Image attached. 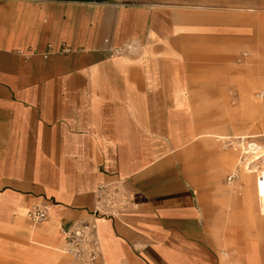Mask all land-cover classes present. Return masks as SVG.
<instances>
[{
  "label": "crops",
  "instance_id": "0c3cea01",
  "mask_svg": "<svg viewBox=\"0 0 264 264\" xmlns=\"http://www.w3.org/2000/svg\"><path fill=\"white\" fill-rule=\"evenodd\" d=\"M258 11L264 0H0V264H63L64 230L114 181L132 204L98 220L96 264H264V240L224 224L247 215L253 232L256 204L264 218V162L203 149L224 72L189 59L224 56L191 43L255 33ZM240 163L246 210L221 180ZM35 204L46 221L27 217Z\"/></svg>",
  "mask_w": 264,
  "mask_h": 264
},
{
  "label": "rangeland",
  "instance_id": "374dc122",
  "mask_svg": "<svg viewBox=\"0 0 264 264\" xmlns=\"http://www.w3.org/2000/svg\"><path fill=\"white\" fill-rule=\"evenodd\" d=\"M249 15L248 12H242ZM258 21L255 33L242 35L239 40H225L224 42H200L194 41L191 47L208 48L210 45L216 47L223 45L225 55L221 57H191L194 65L210 66V69L221 68L224 72L225 95L218 94V90L213 88L208 89V99L210 104V118L207 123L209 132L213 135L204 136L203 139L208 140L203 145L204 150L217 149L220 153L235 151L236 162H239V157H243L242 162L247 163L250 158L254 157L258 161L264 162V99L257 97V94L264 91V11H258ZM213 84V82H212ZM222 95V96H221ZM222 100L223 103L219 104ZM217 102V103H216ZM219 109V115L216 119L213 111ZM224 134L227 137L218 139L214 135ZM247 134H260L258 137H246ZM250 142H256L259 146L260 154H252L248 148ZM208 148V149H207ZM247 151H249L247 153ZM201 153H198L199 157ZM238 164V163H237ZM245 163H240L236 167H232L224 171L223 180L224 187L236 191L240 194L241 201L245 197V187L240 188L237 185L233 186L238 178L235 177L234 182L229 184L228 177L236 170L245 171ZM238 172V171H236ZM234 187V188H232ZM246 206L242 201V208ZM253 224V232H248L249 216L224 218V224H237L245 228V232L226 234V236H239L247 238L254 236L264 240V218L257 210ZM247 213V211H241ZM62 255L66 258L63 264H80L73 257L63 252Z\"/></svg>",
  "mask_w": 264,
  "mask_h": 264
},
{
  "label": "built area",
  "instance_id": "2783aa9c",
  "mask_svg": "<svg viewBox=\"0 0 264 264\" xmlns=\"http://www.w3.org/2000/svg\"><path fill=\"white\" fill-rule=\"evenodd\" d=\"M257 97L264 99V91L259 92ZM235 177L232 174L228 177V181L231 182ZM131 204V195L123 181L99 184L95 190L94 208L64 230L63 252L78 262L96 264L102 253L98 235V220L102 218L120 219ZM49 212L48 205L35 204L27 212V217L33 223H40L49 218Z\"/></svg>",
  "mask_w": 264,
  "mask_h": 264
},
{
  "label": "bare ground",
  "instance_id": "6f19581e",
  "mask_svg": "<svg viewBox=\"0 0 264 264\" xmlns=\"http://www.w3.org/2000/svg\"><path fill=\"white\" fill-rule=\"evenodd\" d=\"M248 148L251 150V152H252V154L253 153H255V154H257L258 153V151H259V146L257 145V144H255V143H249L248 144ZM249 151H247V153H248ZM233 175H235V174H233Z\"/></svg>",
  "mask_w": 264,
  "mask_h": 264
}]
</instances>
